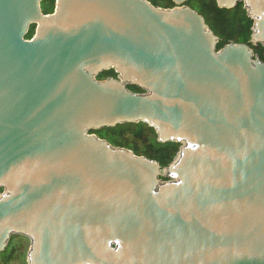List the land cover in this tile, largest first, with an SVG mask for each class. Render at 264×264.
<instances>
[{"label": "water", "instance_id": "obj_1", "mask_svg": "<svg viewBox=\"0 0 264 264\" xmlns=\"http://www.w3.org/2000/svg\"><path fill=\"white\" fill-rule=\"evenodd\" d=\"M189 1L0 0V252L20 236L27 264H264V0H217L254 20L221 49ZM129 122L181 143L174 161L93 132Z\"/></svg>", "mask_w": 264, "mask_h": 264}, {"label": "trees", "instance_id": "obj_2", "mask_svg": "<svg viewBox=\"0 0 264 264\" xmlns=\"http://www.w3.org/2000/svg\"><path fill=\"white\" fill-rule=\"evenodd\" d=\"M55 1L44 0L42 5L44 13H52L54 11ZM149 1L156 6L164 8L175 6L173 0ZM187 4L203 15L208 25L220 37L218 49L230 42L248 43L251 40L254 20L248 15L243 3L232 9L219 7L217 0H190ZM35 30L36 25H32L27 35L28 39L35 34ZM255 52L264 60V46H258L255 48ZM110 76L117 77L113 69L105 71L98 78L106 79ZM131 89L142 91L135 86H132ZM93 132L102 138H106L116 146L126 147L132 149L137 155L156 159L163 167L170 165L174 161L181 147V143L177 142H159L156 130L144 122H129L115 127L94 130ZM29 245L27 239L23 242L12 240L8 249L0 252V264H24L22 256L26 251L28 252Z\"/></svg>", "mask_w": 264, "mask_h": 264}, {"label": "flooded vegetation", "instance_id": "obj_3", "mask_svg": "<svg viewBox=\"0 0 264 264\" xmlns=\"http://www.w3.org/2000/svg\"><path fill=\"white\" fill-rule=\"evenodd\" d=\"M12 240H16L17 242H23L26 241L25 238L20 237V236H13ZM28 240V239H27ZM29 241V240H28ZM30 244V243H29ZM30 246V245H29Z\"/></svg>", "mask_w": 264, "mask_h": 264}, {"label": "rangeland", "instance_id": "obj_4", "mask_svg": "<svg viewBox=\"0 0 264 264\" xmlns=\"http://www.w3.org/2000/svg\"><path fill=\"white\" fill-rule=\"evenodd\" d=\"M22 262H23L24 264H27V263H28V261H27V251H26L25 254L22 256Z\"/></svg>", "mask_w": 264, "mask_h": 264}]
</instances>
